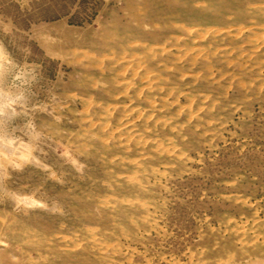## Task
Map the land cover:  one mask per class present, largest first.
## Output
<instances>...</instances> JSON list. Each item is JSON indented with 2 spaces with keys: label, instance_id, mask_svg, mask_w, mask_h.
<instances>
[{
  "label": "rangeland",
  "instance_id": "374dc122",
  "mask_svg": "<svg viewBox=\"0 0 264 264\" xmlns=\"http://www.w3.org/2000/svg\"><path fill=\"white\" fill-rule=\"evenodd\" d=\"M0 54V264H264V0H0Z\"/></svg>",
  "mask_w": 264,
  "mask_h": 264
},
{
  "label": "bare ground",
  "instance_id": "6f19581e",
  "mask_svg": "<svg viewBox=\"0 0 264 264\" xmlns=\"http://www.w3.org/2000/svg\"><path fill=\"white\" fill-rule=\"evenodd\" d=\"M0 55H1V54H0ZM1 145H2V144H1ZM1 145H0V146H1ZM3 145H4V144H3ZM4 146H5V148H6V145H4ZM1 148H3V147H1ZM9 149H10V148H9ZM31 200H32V199H31ZM31 200H30V201H31Z\"/></svg>",
  "mask_w": 264,
  "mask_h": 264
}]
</instances>
